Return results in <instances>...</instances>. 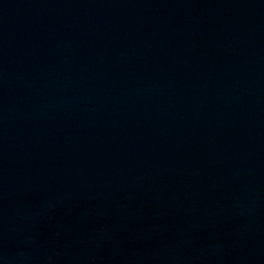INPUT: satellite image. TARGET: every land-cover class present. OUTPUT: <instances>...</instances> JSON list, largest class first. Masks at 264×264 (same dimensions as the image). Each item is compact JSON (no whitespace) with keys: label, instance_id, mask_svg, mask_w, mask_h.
Segmentation results:
<instances>
[{"label":"water","instance_id":"obj_1","mask_svg":"<svg viewBox=\"0 0 264 264\" xmlns=\"http://www.w3.org/2000/svg\"><path fill=\"white\" fill-rule=\"evenodd\" d=\"M0 264H264V0H0Z\"/></svg>","mask_w":264,"mask_h":264}]
</instances>
